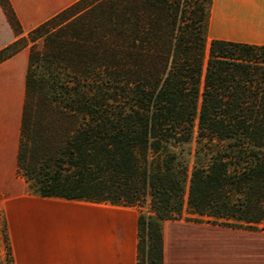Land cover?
Here are the masks:
<instances>
[{
	"label": "trees",
	"instance_id": "obj_1",
	"mask_svg": "<svg viewBox=\"0 0 264 264\" xmlns=\"http://www.w3.org/2000/svg\"><path fill=\"white\" fill-rule=\"evenodd\" d=\"M210 4L74 0L0 48L28 49L16 173L137 207L135 264H162L164 220L264 231V45L208 40Z\"/></svg>",
	"mask_w": 264,
	"mask_h": 264
},
{
	"label": "crops",
	"instance_id": "obj_2",
	"mask_svg": "<svg viewBox=\"0 0 264 264\" xmlns=\"http://www.w3.org/2000/svg\"><path fill=\"white\" fill-rule=\"evenodd\" d=\"M73 1L9 0L19 34L0 5V48ZM212 38L264 45V0H211ZM27 54L0 62V215L12 264H135V206L41 197L16 173ZM162 240V264H264V231L169 219Z\"/></svg>",
	"mask_w": 264,
	"mask_h": 264
},
{
	"label": "rangeland",
	"instance_id": "obj_3",
	"mask_svg": "<svg viewBox=\"0 0 264 264\" xmlns=\"http://www.w3.org/2000/svg\"><path fill=\"white\" fill-rule=\"evenodd\" d=\"M26 32L23 33L22 35L25 36ZM25 48H27V47H25ZM27 191H28V189H27ZM140 209L143 211L147 210V203L146 202L143 203L142 207H140ZM184 212H185V210H184ZM0 225H1L0 226V229H1L0 230V264H9V259L12 260V256L10 254L11 250H10L9 240L7 238V235H6L5 225H4L2 215H0Z\"/></svg>",
	"mask_w": 264,
	"mask_h": 264
}]
</instances>
